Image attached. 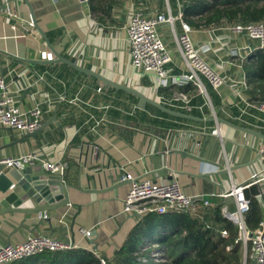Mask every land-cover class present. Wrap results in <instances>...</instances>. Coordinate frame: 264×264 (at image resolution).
<instances>
[{
  "label": "crops",
  "instance_id": "obj_1",
  "mask_svg": "<svg viewBox=\"0 0 264 264\" xmlns=\"http://www.w3.org/2000/svg\"><path fill=\"white\" fill-rule=\"evenodd\" d=\"M185 1L8 0V3L23 18L33 19L35 15L55 49L85 68L133 86L157 100L159 95L170 97L175 91L188 92L198 106L195 114L206 116L203 121L193 120L195 127L202 128L214 121L208 119L213 111L207 97L192 82L179 83L174 78L158 80L153 74L135 69L126 33L127 22L136 11L147 16L172 14L176 17L175 25L166 24L159 29L172 55L166 66L171 76L186 72L175 40V34L182 31V20L185 21ZM4 5L0 0V75L7 87L15 90L22 109L38 103L43 108V118L40 127L31 132L1 127L0 154L18 156L36 151L50 160L66 161L63 181L69 203L39 213L6 212L12 207L26 211L38 209L35 201L27 197L21 203L16 199L7 203L8 193L25 195L18 185L11 186L6 193H0L1 241L21 242L30 234H48L70 242L75 249L94 250L111 258L137 222L135 215L123 211V201L130 188V181L124 178L126 173L157 182L178 180L189 195L202 194L213 201H222L218 193L229 191L253 173L264 170V160L257 153L264 146V139L259 136L224 123V144L215 137L197 133L169 134V128L179 125V120L162 116L148 106L140 108L131 93L102 85L97 77L65 63H46L45 60L55 57L46 37L36 25L31 32L14 30L11 19L4 13ZM190 26L194 42L202 47L205 59L215 67L222 68L220 61L228 56V44L244 46L255 42L223 26ZM204 84L213 108L226 119L221 111L224 103L220 94L227 103L224 105L230 107L236 99L235 91L225 86L219 92L208 81ZM92 113L97 117L106 114L100 126H93ZM201 172L210 173L209 179L198 176ZM246 193L262 207L261 191L250 188ZM225 204L234 208L233 198ZM84 229H90L91 235H85Z\"/></svg>",
  "mask_w": 264,
  "mask_h": 264
},
{
  "label": "built area",
  "instance_id": "obj_2",
  "mask_svg": "<svg viewBox=\"0 0 264 264\" xmlns=\"http://www.w3.org/2000/svg\"><path fill=\"white\" fill-rule=\"evenodd\" d=\"M3 1L5 2L4 13L11 19L14 30L21 28L24 31L31 32L35 29L33 19L23 18L15 7L9 5L8 0ZM175 21L176 17L169 13L147 16L136 11L130 16L126 25V33L130 43L131 63L135 69L153 74L158 80L174 78V81L179 83L192 82L197 90L207 97L212 106L213 112L210 117H215V120L209 126L197 128L194 126L193 120L185 119L187 121H179V125L169 128L168 133H197L204 137H215L224 144L223 123L216 119L218 113L210 101L209 93L204 84L205 80L219 92L225 86H230L235 91L236 99L233 100L230 107L224 105L227 103L224 101V96L220 94L224 103L221 105V111L227 116L226 119L245 127L263 131L264 101H258L249 94L251 86L246 74L245 63L254 50H264V21L223 26V29L246 35L255 42L244 46L228 44L229 53L226 58L222 56L223 59L220 61L222 68H220L213 66L205 59L202 47L194 42L190 34L191 26L182 20V31L175 34V40L180 49L186 72L178 76H171L166 65L172 60V55L161 37L159 29L166 24L173 27ZM217 40L220 43V39L217 38ZM220 44L224 46L225 43L221 42ZM98 91L100 92L101 88ZM155 92L159 94L157 90ZM14 93L15 90L9 89L4 77L0 75V128L7 127L16 132H31L38 129L43 118L42 106L37 103L30 109H22ZM61 98L66 99L64 95ZM158 100L171 108L187 113H192L198 107L192 102V96L184 90L175 91L170 97L159 95ZM106 107L109 108L111 105ZM138 107L140 106L138 105ZM134 108H137V106ZM200 109L202 110L201 107ZM105 117L106 114L101 117H97L93 113L90 115V118L94 119L93 126L95 127L100 126ZM257 153L264 160V146H261ZM0 165L5 166V168H24L28 165H40L45 171L61 174L62 176H64L68 166L67 162L62 159L50 160L36 151H29L18 156H3L0 154ZM215 169L219 168L216 167ZM124 178L130 181V188L123 201V211L135 215L137 220L152 212L163 214L189 211L199 214L201 207L210 208L222 204L223 215L238 226V237L235 242L241 244L240 264H264V200L261 207L262 217L255 228H249L244 219L245 213L251 208L252 200L247 196L246 190L253 184H261L262 187L264 184V170L260 173H253L248 180L234 185L229 191L218 193L217 196L222 201H213L202 194L189 195L184 191L179 181L174 179L168 182H157L149 177L134 176L132 173H126ZM229 196L233 198V211H230V206L225 204V198ZM83 231L85 235H91L90 229H84ZM220 231L223 236L228 235L226 229ZM249 247L252 253L250 255L248 253ZM71 248L74 247L70 242L48 234H30L21 242H4L0 240V264H9L44 251ZM228 249H231L230 245ZM249 257L251 258L250 261ZM102 262L105 263L103 259Z\"/></svg>",
  "mask_w": 264,
  "mask_h": 264
},
{
  "label": "trees",
  "instance_id": "obj_3",
  "mask_svg": "<svg viewBox=\"0 0 264 264\" xmlns=\"http://www.w3.org/2000/svg\"><path fill=\"white\" fill-rule=\"evenodd\" d=\"M183 19L197 26L264 21V0H186ZM245 70L252 85V96L264 101V50L256 49L250 54ZM130 95L138 101L137 96ZM146 106L162 116L187 121L152 105ZM221 205L201 207L199 214L177 211L144 215L129 231L121 247L107 258V264H240L241 244L235 242L238 226L223 215ZM261 217L262 210L252 198L251 208L244 215L247 226L255 228ZM221 229H226L228 235L223 236ZM229 245L231 249H228ZM9 264L101 263L92 251L71 248L44 251Z\"/></svg>",
  "mask_w": 264,
  "mask_h": 264
},
{
  "label": "water",
  "instance_id": "obj_4",
  "mask_svg": "<svg viewBox=\"0 0 264 264\" xmlns=\"http://www.w3.org/2000/svg\"><path fill=\"white\" fill-rule=\"evenodd\" d=\"M34 14V13H33ZM33 19L35 22V25L37 26V28L40 30V32L46 37V41L50 47V49L52 50L53 54L55 55V57L49 58L47 60H45L46 63H65L71 67H73L74 69L80 71V72H84L86 74L92 75L97 77L102 85H107L110 87H113L115 89L118 90H123L129 93H132L133 95L138 97V102H139V106L140 107H145L146 104H150L152 106H154L155 108L159 109L162 112H165L167 114H169L170 116H174V117H180L183 119H187V120H200L203 121L205 118L202 116H198L196 114L193 113H187L181 110H177L174 108H171L163 103H161L159 100L149 97L146 94H144L143 92H141L139 89L130 86V85H126V84H122L119 82H116L114 80H111L91 69L85 68L82 65L77 64L75 61H72L71 59L65 57L64 55H62L60 52H58L55 47L53 46V44L49 41L48 37L46 36L45 31L40 27V25L38 24L35 15H33ZM209 120H215V117H210L208 118ZM217 121L222 122L228 126H231L233 128L239 129L241 131H244L246 133H250L256 136L261 137L262 139H264V132L259 131V130H255L253 128L250 127H245L242 125H239L237 123H234L228 119H225L222 116L217 115ZM234 168V167H232ZM216 172H219V170H217ZM213 173V172H211ZM210 173H199L198 176L200 177H205L206 179L208 178V175ZM63 176L61 174H56V173H48L47 171H45L40 165H35V166H26L24 168H16V167H12L10 169H6L5 166L0 165V193H6L9 188L13 185H18L21 189H23L25 195H19L18 193H8L5 196V200L7 203L13 201V199L16 201H18V203L22 202V199L24 200L25 197L27 198H31L33 199V201H35V203L37 204V208L35 210H23V209H16L13 208L8 211L14 210H22L24 212H35V213H39V212H43V211H50V210H54L56 208H58V206L62 205V204H68L69 200H68V196L66 198L67 195V185L66 183L63 181ZM209 179V178H208ZM213 185V182H211V186ZM215 183L213 186V191L215 190ZM252 189L254 190H259L261 191L262 195H264V192L262 190L261 184H253L251 185ZM249 188V189H250ZM63 202L59 203L58 205L55 206H51V207H41L44 206L45 204H54L58 201H62ZM226 201H231L232 197H226L225 198ZM2 204V203H0ZM4 205V204H3ZM2 208L0 207V210Z\"/></svg>",
  "mask_w": 264,
  "mask_h": 264
},
{
  "label": "rangeland",
  "instance_id": "obj_5",
  "mask_svg": "<svg viewBox=\"0 0 264 264\" xmlns=\"http://www.w3.org/2000/svg\"><path fill=\"white\" fill-rule=\"evenodd\" d=\"M233 210H234V208L231 206L230 211H233ZM90 251H92L97 256V258L99 259L101 264H107V257L106 256L101 255L100 253H97L94 250H90ZM248 253H249V248H248ZM102 259L105 261V263L102 262Z\"/></svg>",
  "mask_w": 264,
  "mask_h": 264
}]
</instances>
